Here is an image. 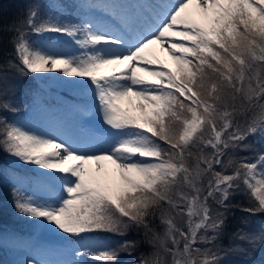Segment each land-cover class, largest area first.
<instances>
[{"label": "snow or ice", "instance_id": "snow-or-ice-1", "mask_svg": "<svg viewBox=\"0 0 264 264\" xmlns=\"http://www.w3.org/2000/svg\"><path fill=\"white\" fill-rule=\"evenodd\" d=\"M79 8L77 21L44 11L41 0L7 23L0 12V46H11L0 57V150L35 168L13 186L14 207L72 245L69 260L22 264H119L140 243L154 251L131 264H234L230 255L254 264L264 230L237 229L241 244L219 241L234 207L264 214V151L253 147L264 144V0H80ZM12 72L79 89L87 97L74 106L79 131L9 120L4 113L20 111L8 99ZM89 116L98 128L86 127ZM237 150L254 157L229 155ZM237 193L247 206L232 204ZM133 229L141 240L103 235Z\"/></svg>", "mask_w": 264, "mask_h": 264}, {"label": "trees", "instance_id": "trees-1", "mask_svg": "<svg viewBox=\"0 0 264 264\" xmlns=\"http://www.w3.org/2000/svg\"><path fill=\"white\" fill-rule=\"evenodd\" d=\"M79 1L80 0H41V3L44 6V11L52 12L59 10L64 14L65 19L77 21L78 16L82 12L79 8ZM27 3L28 0H0V12H2L3 14L4 22L7 23L22 16ZM33 39H35V37H33ZM10 51L11 46L8 45L5 41V43L0 46V57L7 58L6 53H9ZM9 75L12 77V81L15 85V88L13 92L9 95L8 99L11 101L13 106L18 107L20 109V111L16 114L4 113V115H7L9 120H16L17 118L24 116L30 106L39 101H42L45 105H48L51 108L55 104H61V101L57 100V96L53 95V93L51 94L45 89H39L38 79L35 76L22 77L16 74L15 72L10 73ZM53 88L54 87H51V89ZM54 89L65 95L87 100V97L82 95L81 92L79 95L74 94L68 89V86H62L60 88ZM92 121L95 126H100L99 119L97 116H93ZM241 124H243V120H241ZM246 143H253V138L249 137ZM253 146H255V144H253ZM250 153L254 155L253 152ZM7 155L8 154L0 150V233L8 229H15L21 234H35L36 236H39L41 235V232L35 228L34 223L36 221L30 220L19 215L14 207L12 194V189L14 185L9 182H3L1 180V177L7 175L10 170H18L27 175L30 174L31 171L11 166L7 160ZM229 155L237 157L249 156L248 154H246V152H241L239 150L233 153H229ZM225 160H227V156L225 157ZM26 190L29 192V194H31L33 189L29 186ZM231 202L233 205L241 206H247L249 203L248 197L242 193L235 194L231 198ZM209 204H211L213 209H216L218 207L211 200H209ZM176 222L181 228L187 231V228L184 224V220H182L180 217H177ZM153 226L156 232L163 235L165 225L161 223L159 213L157 214L156 219L153 222ZM237 229H243L245 232L252 233L261 232L262 230H264V214L250 216L247 213L241 212L239 209L234 207L228 214L227 227L219 243L224 246H229L230 243L241 244V241L232 240V233L236 232ZM103 235L106 238L115 241H121L123 239L139 241L143 237V232H138L133 229L130 230L127 236L125 237L111 236L110 234ZM63 238L65 237H62L61 239ZM200 246L203 247V245ZM243 246L247 247L246 244ZM152 251H154V249L150 245L146 243H140L137 248L130 250V255L127 252H122L118 258L119 264H131V262H135L140 258L141 253L147 255ZM258 251L259 253L256 252L253 256L258 259V262L264 264V247L260 248ZM170 259V257H165V260L169 261V264ZM228 259L234 262V264H240V262L243 261L245 257H243L242 255H230ZM0 264H11L10 255L8 251L1 245ZM89 264H95V262L89 261Z\"/></svg>", "mask_w": 264, "mask_h": 264}, {"label": "rangeland", "instance_id": "rangeland-1", "mask_svg": "<svg viewBox=\"0 0 264 264\" xmlns=\"http://www.w3.org/2000/svg\"><path fill=\"white\" fill-rule=\"evenodd\" d=\"M103 1L105 3L108 2L107 0ZM93 2L100 3V0H93ZM83 15L84 12H81V14L78 16V19L81 18ZM157 52L161 56V58L168 63L169 66L172 65V62L168 58L166 53L159 52V49H157ZM36 76L41 79L38 81L39 89H45L49 91V93H53V95L59 96L62 99V105L64 106H58L55 104V108L53 109L49 106H46L42 101H39L30 106L26 114L24 116L19 117L17 120L24 122L33 129L42 132L49 129L52 132L54 130L60 129L58 127V123L60 122V124H63V120H65L63 118L67 117V114L74 111V106H79L80 103H77V101H74L72 98H68L64 95H61L58 91H54V88L51 89V87L59 88L62 84L66 83L53 79H44L39 74H37ZM69 90L72 91L74 94H80V90L72 86L69 88ZM121 106L125 109L131 107L128 104L127 100L123 101ZM66 121L71 122V120L68 119H66ZM86 127L92 129L98 128L91 122H89ZM253 147L256 149L257 152L264 151V144L256 143ZM250 152L251 151L246 152V154H248L250 157H254V155H252ZM7 160L15 166L22 165L9 155L7 157ZM108 166L110 168L112 167L111 165ZM30 168L33 169L34 173L35 168ZM32 174H30L29 176H31ZM23 177L24 176L11 172L8 173L7 176H3L1 179L3 182L10 181L12 184L16 185L17 181ZM28 187L29 185L25 183L24 188L27 189ZM34 224L35 227L38 228V230L41 232V235H22L19 234L15 229H8L0 234V244L8 251L10 255L11 264H22V262L26 258L37 256L39 258L49 261L69 260L72 258V254L70 251V248L72 247L71 242L66 240L65 238L61 239L62 237H65L64 234H62L58 230H54V228L51 226L41 225L38 222H35ZM257 253H259V251H257ZM251 259L255 260L254 264H261L257 261L258 259H256L254 256H252Z\"/></svg>", "mask_w": 264, "mask_h": 264}, {"label": "bare ground", "instance_id": "bare-ground-1", "mask_svg": "<svg viewBox=\"0 0 264 264\" xmlns=\"http://www.w3.org/2000/svg\"><path fill=\"white\" fill-rule=\"evenodd\" d=\"M157 49H158V46H157ZM44 132H51V131L48 129V130H46V131H44Z\"/></svg>", "mask_w": 264, "mask_h": 264}]
</instances>
